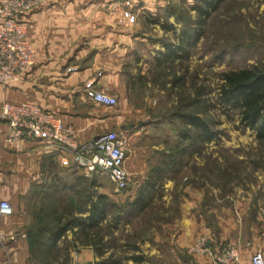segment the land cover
Returning <instances> with one entry per match:
<instances>
[{"label": "crops", "instance_id": "crops-1", "mask_svg": "<svg viewBox=\"0 0 264 264\" xmlns=\"http://www.w3.org/2000/svg\"><path fill=\"white\" fill-rule=\"evenodd\" d=\"M168 1L131 0L128 13L115 5V0H46L25 18V35L35 50L34 67L24 81L0 85V105L31 103L48 110L71 128L80 142L107 131L120 133L126 141L124 169L129 178L123 198L130 202L141 187H153L152 202L187 180L186 162L166 158L169 146L163 143L171 139L163 133V117L155 109L157 99L142 92L145 85L150 87L142 81L148 68L146 57L152 62L155 53L164 50L167 35L172 34L161 26L165 22L174 28L177 25L172 16L165 17ZM145 14L152 18H144ZM132 59L139 66L138 75L130 72ZM69 67L76 71L67 72ZM91 90L115 97L116 106L93 103L88 95ZM6 132L0 122V201H7L12 208L11 215L0 218V264H29L25 228L32 220L31 207H38L49 190L53 192L50 201H56L60 211L84 222L88 212L77 213L74 206L81 184L82 208L89 209V202L84 207V187L90 175L75 166L68 154L46 143L8 145ZM183 193L175 242L192 243L207 234L216 248L234 245L242 264H249L256 249L264 255V217L259 210L248 221L244 210L231 211L219 205L215 193L208 195V202L201 189L185 184ZM72 232L66 233L67 240ZM72 250V264L93 263L95 254L89 246L72 243ZM196 261L208 264L200 258Z\"/></svg>", "mask_w": 264, "mask_h": 264}, {"label": "rangeland", "instance_id": "rangeland-1", "mask_svg": "<svg viewBox=\"0 0 264 264\" xmlns=\"http://www.w3.org/2000/svg\"><path fill=\"white\" fill-rule=\"evenodd\" d=\"M193 3L194 0H169L168 6L171 10L175 9L177 15L181 13L189 17L187 21L193 22L195 14L189 12ZM145 15L144 18H152L149 14ZM174 23L177 24L175 31L179 33L180 24L175 19ZM165 40L166 44L175 41L172 34L167 35ZM233 49L237 52L228 55ZM221 52L228 56L217 62L214 57ZM149 59V56L146 57L148 68L142 81L150 87L145 85L142 92L157 99L156 113H161L163 133H168L171 139L170 143L164 142L163 145L169 146L170 150L177 141L176 131L181 124L174 114L181 111H190L205 119L218 134V139L191 157H176V160L186 162L187 180L183 186L176 185L170 195H161L138 215L131 216L114 228L111 222L103 224L98 231L100 241L95 242L101 256H96L95 252L92 264L104 259L131 264L127 259L133 255H142L148 264H198L189 253L191 242H175V224L180 218L179 205L184 199L185 184L203 190L206 202L208 195L215 193L218 204L224 209L244 210L248 221L253 220L258 210L261 218L264 217V148L258 146L253 132L242 129L236 113L226 111L218 103L222 73L264 61L263 1L223 0L206 21L199 42L190 49L189 59L159 69H155L154 58L152 62ZM131 62L130 72L135 75L139 66L135 65L134 59ZM177 79L178 83L174 84ZM140 81L136 79L139 84ZM202 89L205 94L201 105L181 109L180 98L193 100L196 92ZM97 180L100 188L96 190L99 193L118 204L127 201L123 198L127 190L117 193L102 174H97ZM212 202H215L214 198ZM68 241L79 246L88 245L77 235ZM134 248L138 250L134 251ZM69 250L70 255L72 245ZM69 264H72L71 260Z\"/></svg>", "mask_w": 264, "mask_h": 264}, {"label": "trees", "instance_id": "trees-1", "mask_svg": "<svg viewBox=\"0 0 264 264\" xmlns=\"http://www.w3.org/2000/svg\"><path fill=\"white\" fill-rule=\"evenodd\" d=\"M223 0H194L189 12L195 14L193 22L187 21L189 17L181 13L176 14L175 9L167 6L165 17L172 16L175 22L180 24L179 33L175 32L173 25L165 22L161 28L164 32H172L174 42L164 44V50L155 53V69L174 66L190 57V49L194 48L200 40L202 28L211 14L217 11ZM264 3V0H262ZM170 9V11H168ZM236 49L230 50L228 55L236 53ZM222 52L215 55L214 60L222 61L226 56ZM222 84L218 92V103L228 112L236 113L242 129L253 132L259 147L264 148V61H259L251 66L236 68L221 74ZM178 79L174 81L178 83ZM205 91L198 90L193 100L188 97L180 98L179 106L188 108L203 103ZM202 99V100H201ZM179 119L181 127L176 131L177 141L166 155L174 162L176 157H191L194 153H200L202 148L218 139V134L212 130L210 124L197 114L192 112H178L174 114ZM100 188L97 174H92L89 181L85 179L84 207L89 202V209L82 208V186L79 185L76 195L79 200L74 206L77 213L88 212L83 219L71 216V213L58 209V203L50 201L53 192L47 190L43 193V201L38 207L32 206L30 215L32 220L25 228V236L28 244V263L33 264H69V249L72 242L66 239V233L75 228L72 236H80L85 240L96 256H101V251L96 248L100 236L98 231L102 225L112 223L113 228L122 221H127L131 216L138 215L151 202L153 187H141L135 198L130 202L118 204L107 195L99 193ZM48 197V200L46 201ZM68 215V216H67ZM111 222V223H109ZM93 239V240H92ZM75 240V239H74ZM89 242L93 243L89 245ZM134 248V251H137ZM131 264H148L142 255H133L127 259ZM97 264H119L117 260L104 259Z\"/></svg>", "mask_w": 264, "mask_h": 264}, {"label": "built area", "instance_id": "built-area-1", "mask_svg": "<svg viewBox=\"0 0 264 264\" xmlns=\"http://www.w3.org/2000/svg\"><path fill=\"white\" fill-rule=\"evenodd\" d=\"M46 0H0V85L22 82L35 65V50L25 35V18ZM128 13L131 0H115ZM129 15V14H128ZM76 71L69 67L67 72ZM90 100L105 107H115V97L102 90L88 92ZM0 122L7 128L6 143L23 141L46 143L59 153L70 156L73 164L87 175L102 174L120 193L128 187L124 169L126 141L120 133L107 131L80 142L73 130L48 110L31 103L0 105ZM12 214L7 201H0V218ZM1 240V235H0ZM189 253L208 264H242L239 250L231 244L216 248L211 235L201 234L189 246ZM249 264H264V255L256 249Z\"/></svg>", "mask_w": 264, "mask_h": 264}, {"label": "water", "instance_id": "water-1", "mask_svg": "<svg viewBox=\"0 0 264 264\" xmlns=\"http://www.w3.org/2000/svg\"><path fill=\"white\" fill-rule=\"evenodd\" d=\"M128 128H130V127H128Z\"/></svg>", "mask_w": 264, "mask_h": 264}]
</instances>
